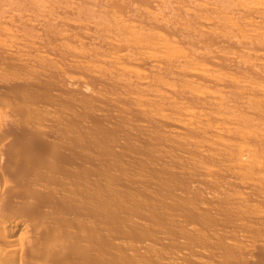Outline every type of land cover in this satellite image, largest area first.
I'll return each instance as SVG.
<instances>
[{"label":"bare ground","instance_id":"6f19581e","mask_svg":"<svg viewBox=\"0 0 264 264\" xmlns=\"http://www.w3.org/2000/svg\"><path fill=\"white\" fill-rule=\"evenodd\" d=\"M95 1L97 0H53L56 5L60 3L58 7L59 9L62 7L63 14L75 16L82 11L81 13L87 18L101 15L99 12L106 15L107 12L103 11L102 5L109 0L103 2L99 0L98 5L101 4V7L97 6L102 11L98 8V11L86 8V4L90 6L89 4H95ZM138 2H143L141 5L143 9H139L140 3L136 5L139 6L138 8L127 6L121 8V11L115 9L116 12L111 11L110 17L117 14L118 10V13L121 12L123 15L122 18H119L121 17L119 13V17L116 15L111 17L112 20L110 19L111 21L106 25L101 23L105 17L99 16V23L103 25L99 29L102 27V33L107 37L104 42H101L96 34H92V26L94 29L99 27L96 21L89 25L88 21L83 24L75 18L68 20L66 24L70 28L90 30L81 35L83 41L94 44L98 42L95 41L97 39L98 45L108 48V50L102 48V51L105 49L109 52L104 54L106 51H99L101 56L99 52L95 54L98 56H92L75 49L76 47L69 48L67 56L71 58L73 64L83 62L82 59L92 63L80 72L63 71V83L68 89L79 87L85 92L89 89L88 78L98 81L110 79L113 86L122 89L120 96L131 104L124 109L127 115L135 113V117L138 115L147 124L173 126L170 130L174 136L168 135L174 138L169 139L172 144L175 143L184 153H188L190 155L188 159L191 161L196 163L202 160L197 166L204 161L209 163V166L204 163L206 165L197 168L203 177L191 178V182L194 184L192 187L194 192L202 188L209 191L207 195L201 196V199L204 203H212L209 204L210 209L213 203L217 202V195L226 193L230 188L231 190L234 188V191L237 189L235 192L239 191L237 194L242 201L250 198L251 193L249 195L247 193L250 189L251 192L254 189L253 195L260 193L262 201H257L263 203L264 157L260 155L258 149L264 151V125L262 127L257 124L264 123L262 101L264 99L262 96L264 95V0H138ZM81 3L85 5V7L81 5V8H85L84 12L83 9L77 8ZM106 4L104 8H111L109 2L108 6ZM55 6L52 0H0V264H105L106 262L102 256L93 255L91 249L81 243L87 240L97 243L102 240L104 235H99L92 227L85 228L77 224L76 227H79L81 233L78 239L73 242L66 238L60 240L59 235L61 236V231L67 226L65 222L58 223L59 221L53 220L59 214L55 206L60 200L55 195L53 186L68 190L69 181L75 179H69L68 182L58 180L56 168L47 166L40 159V153L33 152L34 147L38 146L42 154L56 155L55 145L50 148L42 146V143L51 137L55 138V132L48 129V125L57 119V114L39 115L37 111L40 108L35 106L31 91V87L39 82V73L43 72V75H46L47 68L52 65L49 53L42 54L44 51L40 42L41 33L36 31L34 26L35 23L43 25L50 21L51 12L59 10ZM123 11L126 14H122ZM206 15L209 16L205 17ZM182 18L187 20H181ZM15 27L21 28L22 31ZM152 28L155 31L151 30ZM178 29H182L181 32L186 40L192 38L195 44L196 40H201V44L205 45L204 49L201 47L203 50L200 51V45L195 47L194 44V49L187 48V45L192 43L188 41L185 47L181 42L184 41L183 34L180 31L176 32ZM174 31V36L182 34V38L179 36V41L176 37L169 36L168 33ZM100 32L96 30L97 34ZM102 33L101 35H104ZM71 38L70 36L67 38L70 44L74 43ZM219 42L227 44L230 49L235 48L231 52L228 51L233 54L223 52L220 44L216 46ZM98 45L96 44L99 49ZM208 46L212 47L208 49ZM11 58L15 63L9 61ZM225 61L228 62L227 66L233 68L222 65ZM139 65L147 69H138ZM21 67L31 72L25 76L18 70L22 69ZM236 68L249 69L250 72H245L247 74L241 78L240 75L236 76ZM229 69L235 76L227 73ZM10 81L18 82L20 88L11 87ZM259 96L263 99L261 100ZM96 97L98 100L107 99L100 90L96 92ZM50 100L49 94L43 96L44 103ZM176 105H179L178 108ZM171 113L174 117L168 116ZM64 114L66 113H59V115ZM253 117V121L255 118L256 121L259 119L262 121L253 124L251 123ZM254 126L257 128L261 126V129L254 130ZM241 127L243 131L239 129ZM180 133L181 135L185 133V137L179 136L178 138L182 139L177 140L176 137ZM215 164H221L222 168L212 167ZM71 171L65 169L69 177L74 176ZM77 175L79 179H85V176ZM108 178L113 180L115 177ZM93 182L99 183V179L95 178ZM143 182L149 184V180ZM246 189L247 192L244 191ZM63 202L68 200L65 199ZM235 206L234 209H238ZM81 207L79 204L66 213L76 217L82 216L78 212ZM194 207L201 210L199 204ZM101 209L103 217L87 211L85 216L97 220L111 216V212L103 202ZM215 210L218 213L222 212L221 208V212ZM262 216L258 214L248 216L249 218L242 219L241 223L234 226L240 231H245L251 227L250 223L257 222L260 218L258 221H261L264 218ZM180 221L174 222L181 224ZM185 221L186 225L192 224L191 218ZM218 223H214L215 229L219 228L223 231L220 227H227L226 224L224 227L221 222ZM133 225L140 226L139 223ZM194 228L191 225L186 233L192 235ZM214 236L211 237L217 241V234ZM211 237L209 236V240H212ZM167 238L169 239L161 235L154 241L168 246L166 243L169 244L170 241L168 242ZM121 243L115 242L112 246L122 248ZM184 243L186 244V242L179 243V246H185ZM147 245L142 241L139 245L129 244L128 248L126 245V248L137 253ZM226 245L245 256L238 264H256L257 261L254 259L256 257L258 262L262 264L264 262V243L237 242ZM186 246L188 247L184 248L186 250L191 248L188 243ZM184 252L180 259L187 261L189 260H186L187 252L186 254ZM210 252L213 251L206 250L207 255H204V252L197 254L201 256L203 254L205 257L210 254V257L212 255ZM221 255L218 259H223L225 264L237 263V259H233L230 252ZM169 257L170 255L162 260L169 264H177L174 258ZM121 262H126V259H122Z\"/></svg>","mask_w":264,"mask_h":264},{"label":"rangeland","instance_id":"374dc122","mask_svg":"<svg viewBox=\"0 0 264 264\" xmlns=\"http://www.w3.org/2000/svg\"><path fill=\"white\" fill-rule=\"evenodd\" d=\"M97 1H95V4L90 3V6L86 4V8L88 7L93 10H97L98 8L99 10L100 8L98 6L101 7V4L98 5L100 1ZM105 2L107 4L109 2L111 8H104ZM105 2L102 5V7L104 6L102 9L103 11L106 10V15H102V13L99 12L103 18L105 17L104 19L101 18L103 20L101 23L104 25L112 20L111 17H119V13L121 16L119 18H122L123 15H121V12L118 13V10V15L115 13L116 16L113 14V16L110 17L112 13L116 12L115 9L121 11V8L123 9L127 6H135V8L140 6L139 9L144 8L141 7L143 2H138V0L137 2L135 0H109ZM52 3L54 6L56 5L53 0ZM138 3H140V5L136 6ZM81 5L85 7L84 3H81L77 8H81ZM58 6H60V3L55 7ZM61 8L62 7L59 9L58 7V11L51 12V16L49 17L51 19L50 21L43 23V25H37L35 23L34 29L41 33L40 42L42 50L44 51L42 54L46 55L49 53L52 65L47 68L48 71L46 75H43V72L39 73L38 84L31 87L33 93L32 100L36 103L35 106L40 108L37 113L39 115L57 114V119L48 125V129L55 132V138L51 137L48 141L45 140L42 143V146H49L50 148H53L55 145L56 155L51 156L50 154H42L38 146L34 147L33 152L40 153V159H42L47 166L56 168L58 180L68 182L69 179H75L72 182L69 181L70 185L68 190H64L59 186H53L55 195L60 199L55 206V208H58L59 214L56 216L54 214L55 218H53V220L59 221L58 223L65 222L67 226L64 231H61L62 234L61 236L59 235L60 240L66 238V240L73 242L75 239H78L81 233L79 227H76L77 224L83 225L85 228H94L98 231L99 235H104L101 238L102 240L97 243L91 240L81 241V243L85 246L87 245L91 249L93 255L102 256L107 264H169L165 260H162L168 255H170L169 258H174L177 264H223L224 260H220V258H222L221 254L224 256L227 252L233 255V259H237L236 264L241 260L243 261L245 256L241 255L239 252L237 253L232 248L230 249L226 244H235L237 242H244L247 244L250 242H254L255 244L264 243V218H262L261 221H258L261 219L260 218L257 222L250 223L249 225L251 227L245 231H240L236 228V226L242 222V219L248 216L258 214L264 217V202L257 201L261 200V194L259 193V197V194L255 192V196L253 195L254 189L252 192L250 189L247 194L249 195L251 193V197L249 196L250 198L242 201L239 198V194H237L239 191L235 192L237 189L234 191V188L233 190L230 188L226 193L224 192L223 194L217 195L218 200L216 203L219 204L216 205V203H213L210 209L212 203H204L201 199V196L207 195L206 193L209 191L202 188V190L194 192L192 189L194 184L191 182V178L201 179L203 177V174H201L200 170L197 168L201 165H206L204 163H207L206 166H209V163L204 161L203 163L201 162L202 164L200 166H197V163L202 160L196 163L191 161L188 159V157H190L188 153H184L175 143L172 144V141L169 140L171 137L168 135L174 136L173 132H171L173 126L167 127V124H147V122L138 115L135 117V113L127 115L124 109L130 107L131 104L120 96L122 89L113 86L110 79L98 81L94 78H88L87 82L89 89L85 92L80 90L79 87L68 89L63 83L64 75L62 72L66 70L80 72L83 71L85 67L90 66L92 62L86 61V63L82 59L83 62L73 64L71 58L67 56V50L76 47L75 49L94 56L97 52H104L108 50V48L106 49L104 46L98 45L99 40L97 39L95 41L98 42H94V44L96 43L100 46L99 49L96 44L94 46V44L83 41L84 39H82L81 35L84 32H90V30L84 28L74 29L68 27L66 24L69 22L68 20L72 18L77 19L80 23L83 22V24L87 21L91 22H87L89 25L96 21L99 27L95 29L101 32L97 34L94 26H92L93 33H91L94 35L96 34L102 42L103 40L105 41L107 37L102 33V27L99 29L100 26H103L99 23V16L101 15L98 14L99 16L87 18L81 11L78 13L79 16L75 12L77 18L76 15L72 16L68 15V13H61L63 11ZM81 9H83L84 12L85 8ZM81 9H79V11ZM25 14H32V12H25ZM122 14H126V12L123 11ZM208 16L206 15L205 17ZM211 16L212 14L210 17ZM181 20L185 19L182 18ZM16 29L22 31L21 28ZM151 30H154V28ZM179 31L181 32L182 29H178L176 32ZM101 33L104 35H101ZM173 33L175 34V31L168 34L170 37H176L178 41L179 36L183 34L180 33L181 35H179L176 33L178 35L174 36ZM68 36L72 37L71 39L74 43L70 44L67 39ZM184 36L183 34V37ZM186 39L184 37L182 40L185 42L181 41L184 46L185 43L187 45V41L189 43L192 42L190 43L191 45H187V48L193 47L194 49L200 45V51L202 48L204 49L205 45L203 43V45L201 44V40H196L195 44V40L192 41V38H189V40ZM219 44L224 48H222L223 52H231L233 49H230V47L223 42L217 43L216 46H219ZM95 47H97V49ZM208 47V49H210L212 46ZM102 48L106 50L104 49V51H102ZM208 49L206 50L208 51ZM226 49L227 51H224ZM100 52L98 53L99 56H101ZM108 52L106 51L104 54ZM230 54L232 55L233 53H229V55ZM9 61L15 63L13 58L9 59ZM227 64L228 62L226 63V61L224 64L222 62V65L225 67ZM137 67L141 70L147 69L144 66V68H141L140 65ZM237 69L238 68H236V70ZM242 69L243 68H239L241 72L239 70L235 71L236 76L240 75L242 78L243 75L247 74L245 72H250L248 71L249 69ZM18 70L25 76L31 72L27 68ZM228 71L231 72L230 69ZM228 71L227 73L229 75L233 74V71L231 73ZM238 71L240 74H238ZM73 74L77 75V73ZM10 86L20 88V84L15 81H10ZM98 90H100L107 99L98 100L96 97V92ZM46 94H49L51 100L44 103L43 96ZM263 98L261 97L260 99L262 100ZM262 101L264 102V99ZM178 106L176 105L177 108ZM61 112L66 114L59 115ZM172 114L173 113L168 116L171 117L170 115ZM172 117H174V115H172ZM253 119L254 117L251 119V123H258L260 121V119H257L258 121H256V118L254 121ZM257 125H262L263 127L264 123L262 122V124L259 123ZM255 128L257 127L254 126L253 129L255 130ZM258 128L261 129V126ZM239 129L242 131L244 130L243 127ZM184 134L181 135L180 133L177 135L176 139L180 140L184 138ZM179 136L182 138H178ZM171 139L173 140L174 138ZM258 150L260 155L264 157V151L261 149ZM84 161H86L85 163H89L85 164ZM194 164H196V168ZM212 167L222 168V165L215 164V166ZM65 169L69 171L72 170L71 172L74 173V176L69 177L65 173ZM77 174H79L80 177L85 176V179H79ZM109 176L112 178L115 177V180H109ZM95 178L99 179V183L93 182ZM147 180H149V184H144L143 181ZM247 190L248 189L244 191L247 192ZM202 191L203 193H200ZM257 196L258 198H256ZM65 199L68 200V202H63ZM102 202L106 205L108 211L111 212L110 217L97 220L85 216V212L87 211L91 214L103 217L101 209ZM79 204H81L82 207L78 212L82 216L76 217L66 213L67 210L75 209ZM196 204L197 206L199 204L201 210H197L194 207ZM233 204H235L236 206H234L238 207V209H234V206H231ZM219 206H221L222 212ZM215 209H217V211L220 210L219 212L221 213L216 212ZM224 210L227 212H224ZM233 210L237 211L234 213ZM185 218L192 219L191 225L195 227L193 231L194 235H190L188 232L189 235L186 233L188 228H191V225H186ZM177 220H181V224H175ZM216 222H221L220 224H223L222 226L224 227V224H226L227 227H220L223 231L219 230V228H216V230L214 228V223ZM134 223H139L140 226L135 227L133 225ZM232 226L235 228L233 229ZM215 233L218 236L217 241V237L214 236L216 235ZM161 235L169 237V239H167L168 242L170 241L169 244L172 243L170 244L171 246L166 242L168 246H164V243L160 245V243L158 244L154 241L157 236ZM212 235L216 237V239L211 237ZM209 236L212 240H209ZM235 240L238 241L235 242ZM142 241H145L150 247L147 245V247L139 250L137 253L127 249L129 244L139 245ZM115 242H122L121 244L123 247L116 248L112 246ZM182 242H186V244L184 243L185 246L181 245L180 247L179 245ZM187 243L191 248L186 250L184 248L187 247ZM225 245L227 247H225ZM182 246H184V248H182ZM179 247L183 250H180ZM206 250L215 251L214 253L210 252L213 257L212 255L209 257L210 254L207 257L203 256V254L202 256L197 254L204 252V255H207L209 252L206 254ZM183 251H185L184 254L187 252L186 260L189 259L190 261L180 259ZM193 251L197 252L195 253ZM177 254L181 255L178 256ZM219 255H221V257ZM188 256L190 257L188 258ZM218 257L220 258L218 259ZM256 258L258 259V257ZM256 258H254L255 261H257L256 264H260L261 262H258ZM122 259H126V262H121ZM255 261L251 262L255 263ZM261 261L263 262V260Z\"/></svg>","mask_w":264,"mask_h":264}]
</instances>
